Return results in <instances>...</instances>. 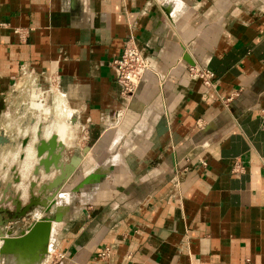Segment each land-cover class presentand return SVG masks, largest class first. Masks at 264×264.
I'll return each mask as SVG.
<instances>
[{
	"label": "crops",
	"instance_id": "crops-1",
	"mask_svg": "<svg viewBox=\"0 0 264 264\" xmlns=\"http://www.w3.org/2000/svg\"><path fill=\"white\" fill-rule=\"evenodd\" d=\"M127 43L149 60L129 99ZM21 62L69 107L64 132L22 134L75 161L38 264H264V0H0V130ZM15 243L0 263L28 264Z\"/></svg>",
	"mask_w": 264,
	"mask_h": 264
},
{
	"label": "rangeland",
	"instance_id": "rangeland-1",
	"mask_svg": "<svg viewBox=\"0 0 264 264\" xmlns=\"http://www.w3.org/2000/svg\"><path fill=\"white\" fill-rule=\"evenodd\" d=\"M14 83L15 84L8 92L6 104L3 108L5 113L2 119L3 127L0 130V234L4 237L22 236L29 232L30 228L37 220H49L50 225L52 224L51 221H54V209L59 199L58 192L45 207L30 205L25 212L20 213L21 208L30 198L40 197L44 199L48 195H51L49 192L50 189H43L41 186L56 176H53L51 179H46L44 178L46 175L48 176L52 171L58 170L57 167L53 166L52 169H50L49 166L45 169L42 165H37L36 156L29 162L33 154L27 157L22 144L26 142L27 144L30 143L31 139L29 140L27 138H32V135L31 132H28L26 136L22 133L26 129H37L38 132L36 130V135L33 136V140H35L36 136L38 137V133L41 132L39 130H43L46 126L54 128L53 133L55 131L62 133L64 132L62 126L66 123L69 111V107L61 108L60 115L54 101L56 94H53L52 90L47 94L51 102V104H49L51 107H48V102L46 103L48 98L44 99V97L40 101L41 105L39 108H34L32 104L29 103V96L32 91L38 92L40 89L47 90L53 85V81L49 78L39 77L37 74H19ZM44 94L46 93L44 92ZM46 112H51L49 115L52 116L53 119H46L44 116ZM30 115L34 117L33 121ZM37 116H39V118ZM40 124H42L41 129ZM49 129L51 130V128ZM35 141L32 145L34 148L36 145ZM23 158L25 162L21 166ZM29 234L31 233L17 240L12 239L10 243L12 241H22L27 238ZM0 244L6 243L0 240ZM15 244H17V242ZM43 244L44 243L40 241L38 243L33 242L31 248H35L36 252L31 248L30 250L29 248H25L26 250H23L25 253L19 252L17 255H19L21 259L27 260L28 264L31 259V264H38L41 259L46 261L45 263H50L53 253L51 252L52 254H50L51 250L48 251L46 248L45 250L47 253H44L42 250V248H44ZM1 257L2 262L0 264H11L5 263L8 257L6 252H4ZM13 264L20 263L16 262Z\"/></svg>",
	"mask_w": 264,
	"mask_h": 264
},
{
	"label": "built area",
	"instance_id": "built-area-1",
	"mask_svg": "<svg viewBox=\"0 0 264 264\" xmlns=\"http://www.w3.org/2000/svg\"><path fill=\"white\" fill-rule=\"evenodd\" d=\"M110 63L120 86V94L129 99L144 71L149 68L148 58L141 53L134 43H127L121 53L110 60ZM187 71L190 75L197 76L205 86H213V72L209 68L192 63L188 65ZM34 73V69L27 63L21 62L19 64V74L35 75ZM58 255L61 254L58 253ZM245 260L246 264H253L249 259L246 258Z\"/></svg>",
	"mask_w": 264,
	"mask_h": 264
},
{
	"label": "bare ground",
	"instance_id": "bare-ground-1",
	"mask_svg": "<svg viewBox=\"0 0 264 264\" xmlns=\"http://www.w3.org/2000/svg\"><path fill=\"white\" fill-rule=\"evenodd\" d=\"M44 96H45V94H44V92L41 89L38 92L32 91L30 93V96H29V103H31L34 108H39L40 105H41V102L40 101L43 99ZM66 106L67 105L65 103L64 104V108H66ZM41 127H42V124H40V129H41ZM44 133H45V136H46L45 139H48L47 137H50L51 130H45ZM41 134H42L41 132L38 133V135H40V136H41ZM52 135H55V137H56V144L54 146V149H52V152H51L52 155L54 156V158H52L50 160H51V164L55 163L56 160L59 161V162L57 161L58 167H59L58 168L59 169V173H58V175L53 180H48L47 182H45L41 186L43 189L44 188H50V191L49 192L51 193V195L50 196L48 195L46 198H44L42 200V201H45V203H48L54 197V195L56 194V191H57L58 187L61 186L60 184L63 182V179L68 176L71 168L73 167V165L75 163V161L69 162V163H64V162H61V160H59L60 151H57L56 150V147H61V146H65V145H64L63 142L58 141V136L56 134H52ZM27 139L30 140L31 138L28 137ZM40 140H44V139L40 137L39 140H38V142ZM44 141H46V140H44ZM26 144H27V142L24 143V144H22V147H24L25 155L28 157V156L34 154V152H35V156H36V159H37V165H42V162H45L44 161V159L46 157L45 156V153H42L40 156H37L36 155V151H34V149H35L34 146H32L31 143L28 144V145H26ZM23 157H24V155H23ZM58 180H59V182L57 183ZM53 185H54V187H53ZM37 221H38V224L32 230H30L29 232L23 234L22 236H19V237H4V236H2L0 234V240L3 241L6 244H10V241L12 239L17 240V239H19L21 237H24L28 233H31V234H29V236L27 238L23 239L22 241H19L17 243V245L20 246L23 250L25 248H29V250H30L33 242H37L38 243L40 241V242H43L44 243L43 244L44 245V248H42V250L44 251V253H47V251L45 250V248L47 249V247L49 246V239H50L49 237L50 236H48V225H49L50 221L49 220H47L49 222H47V221L45 222V220H37ZM47 236H48V239L46 240ZM15 242H17V241H15ZM32 250H35V252H36V249L35 248L32 249ZM27 252H29V251H27Z\"/></svg>",
	"mask_w": 264,
	"mask_h": 264
},
{
	"label": "water",
	"instance_id": "water-1",
	"mask_svg": "<svg viewBox=\"0 0 264 264\" xmlns=\"http://www.w3.org/2000/svg\"><path fill=\"white\" fill-rule=\"evenodd\" d=\"M56 144V137L55 135H50V137L44 141V140H40L36 145H35V151H36V155L40 156L42 153H45V162H42V166L43 168L47 169L48 166L51 164V160L52 158H54V156L52 155V149H54V146ZM40 160V159H39ZM38 160V161H39ZM49 160V161H48ZM41 162V161H40ZM53 167H58V163L57 160L55 161V163L52 164ZM56 177V176H55ZM63 178V177H62ZM54 179V178H53ZM52 179V180H53ZM59 182V180L57 181V183ZM56 183V184H57ZM54 186V185H53ZM46 189V188H44ZM50 189V188H48ZM43 199H41L40 197H34V198H30L29 201L21 208L20 213L25 212V210L30 206V205H37V206H43L45 207L48 203H45V201H42ZM47 220H45L46 222ZM49 222V221H47ZM38 224V221H36L33 226L30 228V230H32L36 225ZM29 230V231H30Z\"/></svg>",
	"mask_w": 264,
	"mask_h": 264
}]
</instances>
